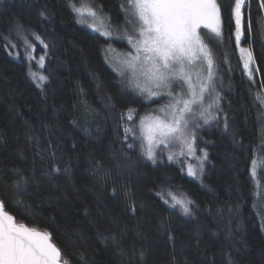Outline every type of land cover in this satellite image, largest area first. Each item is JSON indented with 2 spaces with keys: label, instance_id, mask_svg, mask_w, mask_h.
Here are the masks:
<instances>
[{
  "label": "trees",
  "instance_id": "16d2710c",
  "mask_svg": "<svg viewBox=\"0 0 264 264\" xmlns=\"http://www.w3.org/2000/svg\"><path fill=\"white\" fill-rule=\"evenodd\" d=\"M86 1L102 5L111 26H125L127 0ZM217 2L222 35H202L221 99L217 119L196 129L208 154L196 180L180 158L167 160L168 149L153 163L140 139L124 138L126 123L139 135V118L165 101L122 84L105 59L107 45L129 49L127 41L78 23L71 4L82 0H0V200L17 223L50 232L68 264H264V187L250 175L260 159L264 184V104L256 99L264 93V8L246 0L241 9L240 44L258 69L250 78L236 43L235 0ZM17 24L37 59L47 52L44 68L31 66L48 76L42 89L29 75ZM129 107L138 116L121 120ZM53 166L61 171L48 174ZM15 169L27 178L19 188ZM168 191L186 194L192 214L158 195Z\"/></svg>",
  "mask_w": 264,
  "mask_h": 264
},
{
  "label": "snow or ice",
  "instance_id": "6c2138e0",
  "mask_svg": "<svg viewBox=\"0 0 264 264\" xmlns=\"http://www.w3.org/2000/svg\"><path fill=\"white\" fill-rule=\"evenodd\" d=\"M244 4L245 0H235L237 44L242 34L241 9ZM260 6L264 8V0H260ZM71 7L77 13L78 23L87 24L105 38L113 37L112 26L105 24V20H110V17L104 13L102 5L78 7L72 3ZM121 9L125 13L123 39L133 51L126 54L127 58L121 62L122 67L114 68V71L121 77V83L126 82V86L138 95L147 94L149 99L165 96L168 98L166 104L139 118L137 125L139 135L137 130L126 123L124 138L128 139L131 134L134 141L140 139L143 155L153 163L158 158L157 150L163 154L168 149V161L180 162L179 157H184L182 170L186 164L188 175L198 177V173H203L208 154L204 149H200L202 154L197 155L196 129L201 126V121L208 124L217 119L213 109L219 108L221 99L219 92L216 91V61L212 50L204 42L201 28L211 30L216 36L222 35L220 5L217 0H127V6L121 4ZM16 32L24 44L29 75L37 87L42 89L44 83L48 81V76L32 71L31 66L35 62L39 68H44L47 52H43L37 59L33 54L36 45L29 39V35L25 34L23 26L17 24ZM30 35L39 41L43 49L49 47L39 34L31 32ZM106 51L114 49L109 46ZM240 51L246 55L244 68L252 78L254 72L258 71L252 66V53L243 48ZM16 55L19 56V53ZM105 59L108 60V57ZM260 87L264 90V81H261ZM256 99L264 104V93L258 92ZM125 115L127 121H133L138 112L135 108L129 107L126 114L121 113V120L125 119ZM224 126L228 127L226 120ZM133 146L128 145L129 148ZM173 147L178 151H171ZM51 155L55 157L54 152ZM188 157L194 158L197 164L188 162ZM52 163L54 165L55 161ZM14 171L20 177L15 185L19 188L26 183L27 178L19 169ZM60 171L59 167L53 166L48 174ZM250 175L258 187H264L257 179L255 159L251 163ZM113 194L115 195V189ZM158 195L173 208L179 206L185 215L192 214L190 205L194 202L188 199L186 194L168 191ZM132 210L135 211V208ZM0 264H68V262L62 258L61 249L53 242L50 232H41L36 227L17 223L16 217L10 214L4 201L0 200Z\"/></svg>",
  "mask_w": 264,
  "mask_h": 264
},
{
  "label": "rangeland",
  "instance_id": "374dc122",
  "mask_svg": "<svg viewBox=\"0 0 264 264\" xmlns=\"http://www.w3.org/2000/svg\"><path fill=\"white\" fill-rule=\"evenodd\" d=\"M245 1H246V0H245ZM81 5H83V6H85V7H91V5H90L86 0H82ZM86 18H87V17H86ZM91 22H92V21L89 19V23H91ZM105 24H108L107 19L105 20ZM123 28H124L123 26H122V27H115V26H112V29H113V36H114V37L119 36V39H120V40H124V41H126L125 39H123V36H124ZM202 29H203V28H201V35H202ZM208 30H209V29H208ZM209 31H211V30H209ZM129 32H131V28H130V27H129ZM241 33H242V28H241ZM235 36H236V32H235ZM202 37H203V35H202ZM241 37H242V34H241ZM203 38H204V37H203ZM240 39H241V38H240ZM204 42L206 43L205 39H204ZM206 44H207V43H206ZM109 46H111V48L114 49V51H106V49H108ZM129 46H130V45H129ZM241 48H243V49H247V50H249V51L252 53V51H251L249 48H247V47H245V46H242V45L240 44V42H239V49L241 50ZM129 51H133V50L131 49V47H130L129 49H125V48H117V47H115V46H113V45H107L106 48H105V55L108 57V61H109V63L111 64V66H112L113 68H120V67H122L121 62L127 58V57H126V54H127ZM240 54H241V57H242V60H243V64H244V60H245V58H246V55H245L244 53H241V51H240ZM252 57H253V55H252ZM252 66L254 67V58H253V65H252ZM245 70H246V73L248 74V70H247V69H245ZM116 72H117V71H116ZM143 96L146 97L147 100L158 99V98H155V97L149 99V98L147 97V94H145V95H143ZM167 102H168V98L165 96V101H164L163 103H161V104L156 105V107H154V109H158V108H160L161 106H163V105L166 104ZM171 151L176 152V151H178V149L175 148V147H173V148L171 149ZM201 154H202V153L200 152V149L197 148V155H201ZM179 158H180L181 161L184 162V157H179ZM259 161H260V159H257V160H256V163L258 164ZM188 162H190V163H192V164H194V165L197 164V161H196L194 158H192V157H188ZM185 165H186V164H185ZM186 167H187V165H186ZM192 177H193V176H192ZM193 178H195L196 180H200V174L198 173V177H193ZM263 196H264V192H263ZM263 201H264V199H263ZM260 210L262 211L263 216H264V204L261 205V209H260Z\"/></svg>",
  "mask_w": 264,
  "mask_h": 264
},
{
  "label": "water",
  "instance_id": "95a60500",
  "mask_svg": "<svg viewBox=\"0 0 264 264\" xmlns=\"http://www.w3.org/2000/svg\"><path fill=\"white\" fill-rule=\"evenodd\" d=\"M11 214V213H10ZM38 231H41V230H38ZM41 232H43V231H41Z\"/></svg>",
  "mask_w": 264,
  "mask_h": 264
}]
</instances>
